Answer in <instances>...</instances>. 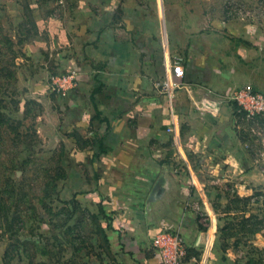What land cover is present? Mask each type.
I'll use <instances>...</instances> for the list:
<instances>
[{
    "label": "crops",
    "instance_id": "1",
    "mask_svg": "<svg viewBox=\"0 0 264 264\" xmlns=\"http://www.w3.org/2000/svg\"><path fill=\"white\" fill-rule=\"evenodd\" d=\"M209 2H45L32 45L42 90L71 130L75 167L89 175L74 189L104 206L121 264H161L150 241L157 228L180 232L182 264L211 251L209 201L221 198L222 181L214 175L256 173L235 134L231 96L242 87L264 93V23L225 17ZM177 59L184 73L170 95L160 83Z\"/></svg>",
    "mask_w": 264,
    "mask_h": 264
},
{
    "label": "rangeland",
    "instance_id": "2",
    "mask_svg": "<svg viewBox=\"0 0 264 264\" xmlns=\"http://www.w3.org/2000/svg\"><path fill=\"white\" fill-rule=\"evenodd\" d=\"M209 1L225 7V17L264 23V0ZM45 2L18 0L14 10L15 0L1 1L0 264L26 257L34 264H121L104 206L90 202V190L74 189L89 175L75 167L71 130L57 100L42 90L32 45ZM234 130L256 173L214 175L222 179L221 198L209 201L214 245L187 264H264V112H235ZM199 221L209 224L204 214Z\"/></svg>",
    "mask_w": 264,
    "mask_h": 264
},
{
    "label": "built area",
    "instance_id": "3",
    "mask_svg": "<svg viewBox=\"0 0 264 264\" xmlns=\"http://www.w3.org/2000/svg\"><path fill=\"white\" fill-rule=\"evenodd\" d=\"M180 59L172 65V75H168L160 84L170 95H173L174 78L183 76ZM64 76L61 77V79ZM59 88L62 86L55 82ZM231 98L236 103L237 112L247 114L264 112V93L253 88L242 87L235 90ZM150 241L153 249L158 254L161 264H182L186 249L180 232L176 229L157 228L150 232Z\"/></svg>",
    "mask_w": 264,
    "mask_h": 264
}]
</instances>
